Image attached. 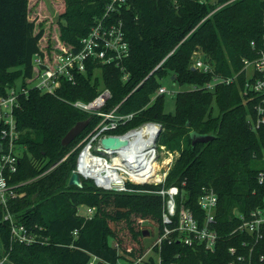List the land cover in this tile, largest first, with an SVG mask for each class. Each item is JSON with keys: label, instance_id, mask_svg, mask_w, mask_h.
<instances>
[{"label": "trees", "instance_id": "trees-1", "mask_svg": "<svg viewBox=\"0 0 264 264\" xmlns=\"http://www.w3.org/2000/svg\"><path fill=\"white\" fill-rule=\"evenodd\" d=\"M108 2L64 0L58 20H51L57 27L49 39L45 27L38 28L36 19L29 17V0H0V95L31 76L32 58L46 44L45 39L52 45L53 37L58 36L70 48L78 49L81 37L104 14ZM115 15L124 22L131 48L123 62L129 73L126 80L125 71L115 64L99 65L98 72L92 65L76 84L63 81L56 94L32 89L21 99L15 119L19 144L24 149L10 180L20 195L9 201V210L17 221L49 240L12 242L10 222L4 219L6 209L0 203L4 254L14 264H89L94 256L98 259L93 264H117L119 246L127 251L133 239L140 240L141 226L149 227L151 234L163 232L160 195L105 191L86 178H82V187L69 185L83 145L79 143L100 120L71 101L91 100L100 84H105L112 91L107 109L121 102L120 111L136 112L119 131L147 120L162 123L158 141L179 151L166 179V185L181 189L179 202L191 207L203 223L200 195L211 188L219 197L216 218L220 236L215 251L185 245L174 233L171 242L165 240L142 262L159 264L155 258L158 254L160 264H229V248L241 246L243 239L241 234H231L240 222L235 211L248 213L264 203V186L256 179L258 171L264 169L260 168L264 165V127L255 131L249 125L253 108L252 103L244 101V75L230 84H217L215 90L178 92L173 113L165 111L166 94L151 100L163 84L160 78L170 73L179 84L203 86L214 74L232 75L241 69L244 58L255 57L264 41V0H128ZM198 49L214 60L213 73L190 67ZM88 118V126L71 143L63 145L70 128ZM194 130L215 137L193 145L190 132ZM79 204L96 205L98 211L87 219L78 214ZM144 218L148 223H143ZM121 219L125 223L116 229ZM125 228L131 236L120 232ZM76 229L77 235L73 233ZM131 244L136 259L151 247V243ZM263 253L264 241L255 253L254 264H264L260 260Z\"/></svg>", "mask_w": 264, "mask_h": 264}, {"label": "built area", "instance_id": "built-area-1", "mask_svg": "<svg viewBox=\"0 0 264 264\" xmlns=\"http://www.w3.org/2000/svg\"><path fill=\"white\" fill-rule=\"evenodd\" d=\"M127 1L109 0L104 14L98 17L90 31L81 37L78 49L70 48L58 36L53 37L52 45L51 43L48 45L45 39L46 44L42 45L41 50L32 58L31 76L17 85L10 86L6 94L0 95V136L5 143L0 145V203L6 209L4 219L10 222L12 242L31 244L49 240L48 237H40L39 233L31 231L24 223L17 221L9 210V201L20 195L16 190L17 185L11 184L10 180L18 169L19 157L23 153L21 150L24 149L19 144L20 131L15 119L16 110L21 106V99L27 97L32 89L42 93L56 94L63 81L76 84L81 74L86 73L92 65L97 72L101 71L102 65L107 64H115L124 70L123 62L130 56L131 48L125 33L124 22L115 14ZM191 59L190 67L194 70L204 73L215 71L214 60L200 54L199 50L193 53ZM163 62L164 60L156 68ZM242 74L244 75L242 86L244 101L252 103L253 108L248 116V122L253 130L258 131L264 127V41L263 45L257 49L255 57L243 59V65L238 72L227 76L214 74L212 80L203 86L190 85V89L215 90L217 84H230ZM128 76L129 73L125 71L123 79L126 80ZM169 92L172 90L165 84H161L152 96L153 100L158 95ZM111 98V89L103 84L93 99L71 101L75 107L100 117L99 122L82 142L75 170L79 171L81 178L91 179L95 185L105 190L147 192L146 189H135L131 184L165 182L166 170L164 175L158 171L160 155L164 153L165 147L157 144L163 125L158 121L147 120L119 131L123 125L134 118L136 112L120 111L121 102L107 109ZM107 136L117 137L118 143L110 146L103 144L102 139ZM167 153L171 156L167 159L170 163L174 155L171 151ZM101 161L105 164H102L101 169L96 170L95 166ZM82 167L89 174L84 173ZM256 179L260 185L264 186V169L258 171ZM157 193L163 197V232L156 235L145 255L129 263L140 264L147 254L154 251L155 247L160 248L165 240L171 242L175 237L174 233H177L185 245H200L207 252L215 251L220 236L216 218L219 200L217 192L211 188L205 189L198 199V204L205 212L203 223L199 221V217L191 207L184 201L179 202L178 196L182 192L177 185L164 186L157 190ZM235 213L240 222L231 234H241L243 239L241 246L234 245L229 248L232 256L229 264H254L255 253L264 241V203L248 213L238 210ZM78 214L84 215L87 219L92 218L96 214V209L93 206H83L81 210L79 206ZM73 233L77 235V229ZM97 259L98 257L94 256L89 264H93ZM260 260H264V253L261 254ZM0 264L14 263L9 260L7 254H4L0 256Z\"/></svg>", "mask_w": 264, "mask_h": 264}, {"label": "rangeland", "instance_id": "rangeland-1", "mask_svg": "<svg viewBox=\"0 0 264 264\" xmlns=\"http://www.w3.org/2000/svg\"><path fill=\"white\" fill-rule=\"evenodd\" d=\"M29 17L31 19H36V23L38 28L39 27H45L46 32H47V37L49 39H51V35L54 34L55 28L57 27L51 20L53 19L54 21L58 20V15L59 13L63 12L64 10V0H29ZM200 54H204V51H202L201 49H198ZM171 74V73H170ZM170 74L166 77L160 78V82H162L163 84H165L169 89L172 90V92H169L165 95V111L166 112H175L176 110V95L178 91H183V90H189L190 89V85L189 84H179L178 82H176L174 79L171 78ZM103 84H100V87H102ZM99 87V88H100ZM174 90V91H173ZM155 100V98H154ZM153 101V97L151 102ZM214 114H217L218 109L216 107V104L214 103ZM88 135V134H87ZM86 139V137L79 143V145ZM157 144H161L165 147L164 153H161L160 155V163H159V167H158V171L162 173V175H164V171L166 170L167 175H166V179L167 176L170 172V170L172 169L173 165L175 164V161L179 155V151L177 150H171L169 148H167V146L165 144L160 143V141H158ZM160 150H162V148L160 147ZM168 151L173 152V161L168 163L167 159H169L171 156L167 153ZM264 167V165H260V168ZM91 180V179H89ZM92 181V180H91ZM93 182V181H92ZM95 184V183H94ZM144 185V184H142ZM147 185V183H146ZM149 185H158V187H151V186H145V187H138L135 186L134 184H131V186L135 189L141 188V189H146V191L142 190V191H138V190H132V191H126V192H133V193H150V194H158L157 190L162 189L164 186H170V185H166V180L163 183H158V184H154V183H149ZM97 186V185H96ZM97 188L102 189L100 187L97 186ZM105 190V189H102ZM105 191H110V190H105ZM161 196V195H160ZM162 197V196H161ZM163 199V197H162ZM79 206L81 207V210L83 209V206H87L84 204H79ZM93 207L96 209V212L98 211V207L96 205H93ZM119 221V220H118ZM125 219H121L119 222L116 223V229H118V227L122 226ZM143 223H148V219L144 218ZM140 228V227H138ZM141 229H143V235L142 237H140V240H136L133 239V241H131V243H152L153 240L155 239L157 233L155 234H151L149 227L146 226H141ZM127 228L120 230V232H126L127 233ZM148 230V234L145 235L144 231ZM157 232V231H156ZM128 236H131L130 233H127ZM127 246V251H125L124 249H122L119 246L118 249V253L120 255L119 259H118V263L117 264H128L129 262L133 261V259H136L137 255L135 256L134 254H132V249L134 247V244H131ZM5 253V247L0 239V254L4 255ZM155 253V252H151ZM155 258L157 259V262L159 263V255L155 254ZM104 264H110L105 262ZM141 264H144V262H141Z\"/></svg>", "mask_w": 264, "mask_h": 264}, {"label": "water", "instance_id": "water-1", "mask_svg": "<svg viewBox=\"0 0 264 264\" xmlns=\"http://www.w3.org/2000/svg\"><path fill=\"white\" fill-rule=\"evenodd\" d=\"M194 69V68H192ZM174 79V77H172ZM90 119L78 121L73 127L70 128V130L65 134V136L62 139V144L67 145L71 143L89 124ZM190 137L192 139L193 145H195L197 142H208L212 140L215 136L213 134H208V133H200L198 131H191L190 132ZM102 143L105 145H114L118 143V139L115 136H107L102 139ZM69 185H76L79 187L83 186V181L81 178V175L79 171L74 170L70 180H69ZM144 234H148V230L144 231Z\"/></svg>", "mask_w": 264, "mask_h": 264}, {"label": "bare ground", "instance_id": "bare-ground-1", "mask_svg": "<svg viewBox=\"0 0 264 264\" xmlns=\"http://www.w3.org/2000/svg\"><path fill=\"white\" fill-rule=\"evenodd\" d=\"M102 164H103V165L105 164L104 161L99 162V163L95 166V169H96V170L101 169V168H102ZM82 170H83L84 173L89 174L88 171H86V169H85L84 167H82Z\"/></svg>", "mask_w": 264, "mask_h": 264}]
</instances>
